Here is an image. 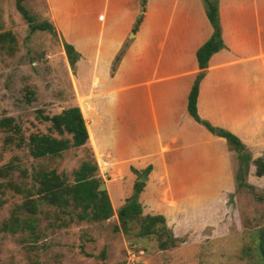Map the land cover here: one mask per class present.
Instances as JSON below:
<instances>
[{"label": "crops", "instance_id": "obj_1", "mask_svg": "<svg viewBox=\"0 0 264 264\" xmlns=\"http://www.w3.org/2000/svg\"><path fill=\"white\" fill-rule=\"evenodd\" d=\"M96 1L44 0L59 38L81 55L76 79L87 85L76 98L85 147L106 177L125 169L111 185L133 184L130 167H150L138 197L142 215H162L176 235L189 231L184 216L193 205L186 200L235 190L228 144L187 111L199 72L196 51L213 31L202 1L146 0L134 33L140 0ZM217 6L224 48L210 57L198 84L197 115L236 136L255 159L264 153V0H217ZM127 40L111 76L109 65ZM257 179L251 165L247 182ZM131 192L120 199L109 191L113 209Z\"/></svg>", "mask_w": 264, "mask_h": 264}, {"label": "rangeland", "instance_id": "obj_2", "mask_svg": "<svg viewBox=\"0 0 264 264\" xmlns=\"http://www.w3.org/2000/svg\"><path fill=\"white\" fill-rule=\"evenodd\" d=\"M75 1L80 5L97 4L96 0ZM15 3L16 0H0V119L12 117L20 126L24 140L31 134L70 139L68 134L60 136L51 130V124L43 117H51L73 105L80 108L77 93L87 85L80 76L76 79L81 55L76 51L80 58L74 69H70L59 32L47 20L44 0H23L22 6L32 17V24L47 22L52 31H32ZM129 42L127 40L112 59L111 76ZM5 136L0 130V171L3 166L10 165L6 172H1L2 184L11 182L30 188L36 173L54 170L73 185L74 172L81 163L92 161L85 147H71L59 157L34 159L26 145L20 148L5 145ZM228 147L235 156V190L225 197L219 192L202 200H186L193 205L184 216L191 230L180 231L179 236L167 226L166 220V229L140 236L136 223L122 226L113 207V215L107 220L80 221L76 217L80 207L70 204L59 208L42 202L36 195L21 196L11 187L4 189V194L0 195V226L4 222L9 225L16 222L19 228L15 233L0 231V264H263L257 253L255 236L264 226V175L254 181L257 184L254 186L247 182V175L246 182L254 190L237 191V158ZM131 168L129 172L133 174ZM118 172L121 176L125 169ZM119 174L106 177L98 167L95 177L107 195L111 191L122 198L124 193L133 190L131 185L138 178L134 174L133 184L130 180L111 185L109 180ZM258 197L261 199L257 200ZM28 199L36 203L34 215L24 207L18 208ZM26 223H31V228H26ZM181 226L183 230L184 223ZM171 236L175 238V246L161 249L160 241L169 244Z\"/></svg>", "mask_w": 264, "mask_h": 264}, {"label": "trees", "instance_id": "obj_3", "mask_svg": "<svg viewBox=\"0 0 264 264\" xmlns=\"http://www.w3.org/2000/svg\"><path fill=\"white\" fill-rule=\"evenodd\" d=\"M22 1L23 0H16L15 7L21 16L30 24L31 30L52 31V26L47 22L32 24L33 19L29 15L28 11L22 6ZM201 1L207 20L209 21L213 31L210 38L196 51L199 73H197L188 95L187 111L195 122L205 126L210 133L223 138L233 149L237 158V170L235 173L237 191L243 189L254 190V187L246 182V177L251 165L254 167L255 177H262L264 175V153L261 156L252 159L248 148L236 136L223 129H219L218 134H216V128L201 120L197 115L196 100L199 81L203 77L204 70L207 68L210 57L224 48V44L221 39L217 0ZM145 3L146 0H140V14L133 27V33L140 24L145 9ZM62 47L68 66L73 70L75 64L80 58V55L70 44L63 42ZM117 59H119V56H117ZM43 120L49 122L51 124L50 129L55 131L58 135L61 136L63 134H68L71 138L58 139L45 134H31L28 136L27 140H24L21 135L20 126L14 123L12 117H4L0 119V130H3L6 133V136L4 137V144H13L18 148L26 145L28 146L29 155L34 159L59 157L62 152L71 147H85L88 134L85 121L82 117L80 109L77 106L73 105L63 109L60 113L51 117L44 116ZM89 152L92 161L81 163L79 169L74 172L73 185H69L65 178H62L54 170H51L43 173H36L34 175L33 183H30V188H26L27 185H14L11 182L2 184L0 182V195L2 196L4 194V189L11 187L21 196L29 197L36 195L42 202L59 208H65L70 204H72L73 207H80L79 211L76 213V217L80 221L89 222L107 220L113 215L112 205L107 193L105 191H99L100 183L95 177V172L98 167L90 150ZM9 168L10 165L3 166L1 168L0 175L6 172ZM150 170L151 168L147 167L143 171L138 172L134 168H131V171L138 179L133 185L131 195L125 199L124 204L116 212V216L123 227H126L130 223H136L139 227L140 236H150L156 234L158 230L161 231L166 229L165 219L162 215H142V208L138 202V196L144 186V183L140 181V178L142 175L147 176ZM260 199L261 198L259 197L257 198V200ZM1 202L0 198V204ZM23 207L33 215L36 212V203L31 199L24 201L22 205L18 206V208ZM14 221H16V219H14ZM12 224L9 225L4 222L0 226V231L15 233L19 227L16 222ZM30 224L26 223L24 226L26 228H31ZM255 242L257 253L264 264V226L257 231ZM175 243V238L171 236L169 244H167L166 241H160L159 247L164 250L174 247Z\"/></svg>", "mask_w": 264, "mask_h": 264}, {"label": "water", "instance_id": "obj_4", "mask_svg": "<svg viewBox=\"0 0 264 264\" xmlns=\"http://www.w3.org/2000/svg\"><path fill=\"white\" fill-rule=\"evenodd\" d=\"M218 132H219L218 130L215 131V133H218ZM145 180H146V179H145V176L142 175L141 178H140V181H141V182H144ZM103 187H104V186L101 185V186L99 187V191H102Z\"/></svg>", "mask_w": 264, "mask_h": 264}]
</instances>
